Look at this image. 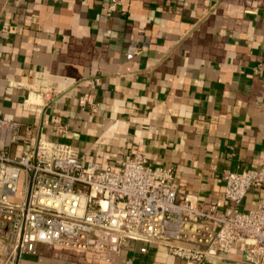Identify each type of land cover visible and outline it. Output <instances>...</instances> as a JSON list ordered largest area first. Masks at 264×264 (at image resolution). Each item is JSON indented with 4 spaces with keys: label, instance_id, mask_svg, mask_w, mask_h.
<instances>
[{
    "label": "crops",
    "instance_id": "0c3cea01",
    "mask_svg": "<svg viewBox=\"0 0 264 264\" xmlns=\"http://www.w3.org/2000/svg\"><path fill=\"white\" fill-rule=\"evenodd\" d=\"M107 7L108 0H0V118L19 122L29 140L9 153L42 138L113 170L139 153L173 169L178 199L213 198L229 213L224 172L264 165V80L255 69L264 68V0ZM88 93L95 111L78 102ZM261 198L263 190L250 188L238 208ZM6 251L0 239V264H194L163 245L131 241L111 260L44 243L13 262ZM212 260L242 264L240 244Z\"/></svg>",
    "mask_w": 264,
    "mask_h": 264
},
{
    "label": "built area",
    "instance_id": "2783aa9c",
    "mask_svg": "<svg viewBox=\"0 0 264 264\" xmlns=\"http://www.w3.org/2000/svg\"><path fill=\"white\" fill-rule=\"evenodd\" d=\"M122 2L108 0V11ZM255 69L264 80V68ZM92 96L85 94L78 102L95 111ZM1 133L9 138L0 135V239L11 262L35 254L39 243L92 248L111 260L131 241L163 245L194 264H213V257L228 254L239 243L242 264H264V198L247 211L238 208L250 188L264 191V165L224 172L223 196L233 204L224 213L213 198L200 202L188 194L178 199L173 169L152 166L142 154L113 170L84 163L69 144L39 138L17 156L7 147L29 143L20 123L0 118ZM140 250L145 252V246Z\"/></svg>",
    "mask_w": 264,
    "mask_h": 264
},
{
    "label": "rangeland",
    "instance_id": "374dc122",
    "mask_svg": "<svg viewBox=\"0 0 264 264\" xmlns=\"http://www.w3.org/2000/svg\"><path fill=\"white\" fill-rule=\"evenodd\" d=\"M21 184L19 185V187H18V190H17V195H18V197H19V195H20V192H21Z\"/></svg>",
    "mask_w": 264,
    "mask_h": 264
}]
</instances>
